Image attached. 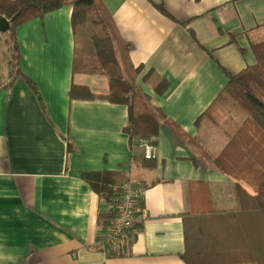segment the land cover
<instances>
[{"label":"crops","instance_id":"crops-1","mask_svg":"<svg viewBox=\"0 0 264 264\" xmlns=\"http://www.w3.org/2000/svg\"><path fill=\"white\" fill-rule=\"evenodd\" d=\"M101 1L119 50L141 68L139 90L164 117L155 156L144 141L130 145L125 105L70 98L72 85L109 90L105 77L72 73L71 6L15 26L19 76L9 89L10 72L0 76V264H187L186 215L238 210L237 184L247 206L257 193L264 149L246 153L259 140L222 92L227 74L255 64L264 0ZM149 72L165 92L142 81ZM98 172L127 177L116 195L141 185L127 245L105 239L114 217L99 224L115 195L103 203L82 179Z\"/></svg>","mask_w":264,"mask_h":264},{"label":"trees","instance_id":"trees-1","mask_svg":"<svg viewBox=\"0 0 264 264\" xmlns=\"http://www.w3.org/2000/svg\"><path fill=\"white\" fill-rule=\"evenodd\" d=\"M65 6L72 7L73 75L102 76L109 84L106 95H93L85 88L72 85L70 98H98L125 105L128 119L123 132L128 135L130 145L144 141L156 146L164 117L152 105L151 99L139 90L137 78L141 68L132 65L128 49L117 52L116 26L101 0H0V17L9 22L6 33L12 60L10 80L4 88L9 89L19 76L15 26ZM158 8L166 12L161 6ZM251 50L255 64L236 75L227 74L228 81L223 92L240 106L247 116L244 128L249 127L259 140L257 144L245 143L248 146L246 153L255 157L259 155V149H264V42L251 44ZM142 81L159 95L168 87V83L154 72L147 73ZM67 151H75L70 142H67ZM257 162L262 163V170L260 176L255 177L257 193L251 196L249 206L243 204L241 187L237 184L238 210H211L186 215V252L183 259L187 264H264V160ZM213 163L216 167L221 166L218 158L213 159ZM82 179L103 203H107L127 177L119 173L98 172L83 173ZM113 217L111 211L101 212L98 216L100 226H109ZM243 236L247 240L244 241Z\"/></svg>","mask_w":264,"mask_h":264},{"label":"built area","instance_id":"built-area-1","mask_svg":"<svg viewBox=\"0 0 264 264\" xmlns=\"http://www.w3.org/2000/svg\"><path fill=\"white\" fill-rule=\"evenodd\" d=\"M155 156V146L145 143V157L150 159ZM142 189L129 181L122 185L118 195L112 197L110 211L114 215L111 225L108 227L105 239L108 243L123 242L127 245L133 230V220L138 199ZM144 216V214H142Z\"/></svg>","mask_w":264,"mask_h":264},{"label":"rangeland","instance_id":"rangeland-1","mask_svg":"<svg viewBox=\"0 0 264 264\" xmlns=\"http://www.w3.org/2000/svg\"><path fill=\"white\" fill-rule=\"evenodd\" d=\"M9 39V36L7 33L4 34H0V76L4 77L5 74H8L11 70V53H9L8 51V47L10 46L9 43L6 44V40ZM8 45V47H7ZM115 47L117 52L119 53V47L117 46V44L115 43ZM222 95H224L225 97H227V99L229 100V102L231 103V105H233L236 109L242 111L240 109V106L237 105L235 103V101L230 98L228 95H226L224 92H222ZM231 154H235V151L230 152ZM132 182L135 183L136 186H138L136 184V180L132 179ZM139 187H141V185L139 184ZM212 208H214V206L212 205ZM208 210H212V209H205L204 212L208 211Z\"/></svg>","mask_w":264,"mask_h":264},{"label":"water","instance_id":"water-1","mask_svg":"<svg viewBox=\"0 0 264 264\" xmlns=\"http://www.w3.org/2000/svg\"><path fill=\"white\" fill-rule=\"evenodd\" d=\"M9 29V22L0 17V32H7Z\"/></svg>","mask_w":264,"mask_h":264}]
</instances>
